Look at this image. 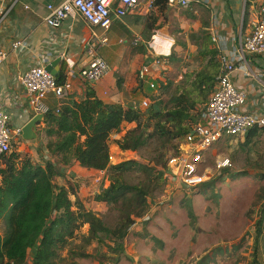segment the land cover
<instances>
[{
  "label": "trees",
  "instance_id": "trees-1",
  "mask_svg": "<svg viewBox=\"0 0 264 264\" xmlns=\"http://www.w3.org/2000/svg\"><path fill=\"white\" fill-rule=\"evenodd\" d=\"M165 4L166 0L156 1L158 6ZM218 55V50L203 43L198 54L202 68L185 74L184 83L177 87L169 106L159 99L145 113L119 104L110 106L88 86L85 99L68 100L58 110L46 113L44 132L49 138L46 148L56 160L35 164L14 152L0 169V221L5 225L0 240V264H59L68 247L72 257L93 258L99 264H106L105 261L119 264L125 255V239L135 223L134 217L145 214L154 183L165 180L163 171L168 161L164 162L165 158L160 156L148 159L149 164L134 159L112 164V137L124 124H136L116 141L122 152H139L156 139L182 140L199 120L198 105H205L215 88L221 68ZM56 82L67 86L64 71ZM155 82L160 84L162 93L173 86L171 80L157 78ZM263 132L257 128L250 131L245 145L252 144ZM175 148L178 153L179 145ZM74 161L83 168L105 172L110 184L94 200L118 213L114 227L100 214L88 210L74 188L55 182L66 177L63 168ZM159 166L163 171L158 170ZM263 223L259 221V226ZM87 225L84 245L70 247ZM90 243L98 244L95 255L85 254ZM255 246L257 250L258 241ZM103 248L107 252L99 251ZM252 264H259L258 260Z\"/></svg>",
  "mask_w": 264,
  "mask_h": 264
},
{
  "label": "rangeland",
  "instance_id": "rangeland-1",
  "mask_svg": "<svg viewBox=\"0 0 264 264\" xmlns=\"http://www.w3.org/2000/svg\"><path fill=\"white\" fill-rule=\"evenodd\" d=\"M189 10L174 9L172 15L191 19L192 12ZM200 16L204 21L206 14L202 12ZM194 31L184 29L176 23L170 27L168 36L177 41L174 48L185 45L186 50L183 51L184 54L173 50L171 56L156 57L157 60L163 61L161 66L155 64V68H162L157 72L162 73L163 81L171 80L173 86L162 93L159 83L153 81L154 88L150 87V83L149 95L145 98L148 107L139 109L141 113H145L149 106L154 104L155 99L162 101L164 106H169L177 87L183 85L185 74L202 68L198 50H195L197 41L206 40L209 31L199 34ZM203 107V104L198 105L200 111ZM133 125L127 128L123 126L124 129L112 137V164L131 159L149 164L148 159L155 160L160 156L164 157L166 162L177 155L175 146L180 147L182 142L178 139H156L139 152H121L116 141L136 127V124ZM48 140L41 130L37 140L23 141L20 145H15L13 153H20L35 164L42 165L45 160L55 161L56 158L46 148ZM245 144L246 141L216 145L209 153L207 162V167L212 171L211 178L197 188L189 189L171 182L166 178L169 168L163 171L159 166L158 170L164 172L165 180L154 183V191L148 198L145 214L134 217L135 223L125 239L126 254L119 264H252L255 259L259 264H264V223L259 226V221L264 222V132L252 144ZM218 157L229 158L232 165L218 171ZM64 168L63 171L66 172ZM101 177L98 174L87 178L79 177L74 178L72 182L59 177L55 182L59 185L67 183L69 187L77 186L78 192L82 186L89 188L86 196L81 198L85 207L100 214L108 225L114 227L118 221V213L110 210L107 204L94 200L95 195L110 184L106 181V175L102 184L97 183L96 179ZM95 191L97 193L93 194ZM72 199L75 200V197ZM88 231L87 225L70 247L74 249L84 245L83 236H87ZM258 233L261 235L258 236ZM4 234L5 225L0 221V240ZM68 249L69 247L62 253V261L59 264H99L93 258L72 257ZM100 250L102 253L107 252V248ZM97 251V243H90L85 248L87 255H95ZM105 262L108 264V261Z\"/></svg>",
  "mask_w": 264,
  "mask_h": 264
},
{
  "label": "crops",
  "instance_id": "crops-1",
  "mask_svg": "<svg viewBox=\"0 0 264 264\" xmlns=\"http://www.w3.org/2000/svg\"><path fill=\"white\" fill-rule=\"evenodd\" d=\"M65 1L19 0L15 3V0H0V49L10 54L0 66V109L10 116L15 125L24 127L33 119L29 98L19 82L20 77L34 66L42 65L47 68L58 58L61 59L60 73L65 72L67 91L71 95L66 101L85 99L89 86L107 105L137 107L149 95L150 83L157 78L164 80L161 78L162 73L157 72L159 68H155L156 57L171 56L173 50L184 54L183 51L186 50L185 45L174 48L177 41L168 36L170 27L175 23L184 29L195 30L194 33L197 34L209 31L208 41H197L195 51L198 50L199 54L203 43H206L210 48L218 50V57L225 56L230 62H236L239 70L232 80L246 93L243 110L264 114V56L247 55L245 60L240 62L238 52L239 40L252 31L260 9L264 6V0H210L208 5L193 2L189 8H170L165 4L155 5L151 10L142 5L134 13L113 22L107 33L109 44L100 51L111 71L96 83L86 82L80 76V71L86 67L89 60L85 53V43L94 33L99 36L106 33L102 29L92 28L79 17L65 20L59 29L47 25L45 19L49 14L48 5L58 7ZM174 9H190L191 19L172 15ZM202 12L206 14L204 21L200 16ZM16 40L28 41L29 47L12 51L11 44ZM135 41L139 43L135 44ZM46 54L49 59H44ZM67 60L75 64L73 73H70ZM141 81L144 83L142 88L139 87ZM64 102L51 93L44 100L50 112L58 110ZM44 121L45 116L38 125V136L41 130L44 132ZM125 126L127 128L134 125L124 124ZM4 163L0 169L4 168ZM64 169V180L71 182L74 178H87L97 174L102 176L96 179L97 183L102 184L106 179L105 172L83 168L76 161ZM106 181L108 182L107 179ZM63 186L69 188L67 183ZM70 188L76 190L78 198L84 204L81 198L86 196L89 188L82 186L80 192L77 186ZM95 193L97 192L93 194Z\"/></svg>",
  "mask_w": 264,
  "mask_h": 264
},
{
  "label": "built area",
  "instance_id": "built-area-1",
  "mask_svg": "<svg viewBox=\"0 0 264 264\" xmlns=\"http://www.w3.org/2000/svg\"><path fill=\"white\" fill-rule=\"evenodd\" d=\"M19 0H15L18 3ZM157 0H66L58 7L48 5V16L45 22L50 27L59 29L67 19L79 17L92 28L102 29L106 34L94 35L85 43V53L88 64L80 71L82 79L89 83H96L105 78L111 71L108 62L100 55L102 48L109 44L107 33L115 20L125 18L134 13L142 5L153 9ZM208 5L210 0H166L170 8H189L192 3ZM28 9V7H26ZM139 41H135L138 44ZM29 47L26 40H16L11 44V50H23ZM238 52L240 62L247 55L264 56V6L253 25L252 31L239 40ZM10 56L9 52L0 49V66ZM44 59H49L46 54ZM69 63L70 73L75 64ZM221 64L215 88L207 103L200 112V117L189 134L180 143L177 155L168 161L166 178L178 186L197 188L208 182L212 171L207 167L208 156L212 149L223 142L238 143L245 141L247 134L253 129L264 130V114L249 113L243 110L246 103V93L233 82V75L239 70L236 62H230L225 56H220ZM47 62V61H45ZM163 61L155 59L154 63L161 66ZM55 76L46 70V66H34L20 77V84L24 87L29 98V108L32 117L49 112L44 100L48 94H54L59 100L70 98L67 86L58 85ZM155 86L152 84V88ZM148 107L144 101L134 109ZM23 127L12 123L10 116L0 109V166L13 153V147L20 145L23 139ZM112 160V158H111ZM232 165L231 160L218 157L216 167L218 171Z\"/></svg>",
  "mask_w": 264,
  "mask_h": 264
},
{
  "label": "water",
  "instance_id": "water-1",
  "mask_svg": "<svg viewBox=\"0 0 264 264\" xmlns=\"http://www.w3.org/2000/svg\"><path fill=\"white\" fill-rule=\"evenodd\" d=\"M60 64L61 59L58 58L46 70L53 76L58 77L60 75ZM43 119L44 115H38L23 127L22 135L25 141H35L38 139V125Z\"/></svg>",
  "mask_w": 264,
  "mask_h": 264
}]
</instances>
